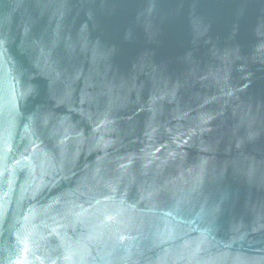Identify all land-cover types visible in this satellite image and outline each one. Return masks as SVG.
<instances>
[{
    "label": "water",
    "instance_id": "obj_1",
    "mask_svg": "<svg viewBox=\"0 0 264 264\" xmlns=\"http://www.w3.org/2000/svg\"><path fill=\"white\" fill-rule=\"evenodd\" d=\"M0 264H264V0H0Z\"/></svg>",
    "mask_w": 264,
    "mask_h": 264
}]
</instances>
